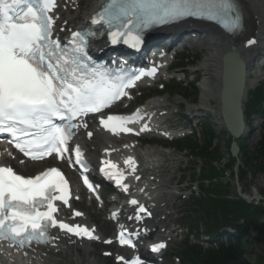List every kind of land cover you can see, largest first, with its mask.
Masks as SVG:
<instances>
[{"label":"snow or ice","instance_id":"1","mask_svg":"<svg viewBox=\"0 0 264 264\" xmlns=\"http://www.w3.org/2000/svg\"><path fill=\"white\" fill-rule=\"evenodd\" d=\"M55 7V0H0V133L9 134V143L33 160L53 153L62 159L69 151L66 145L72 136L70 128L75 125L56 126L54 117L70 122L88 113H100L127 95L124 89L133 87L142 75L155 74L152 69L113 81L106 71L90 68L85 34L73 33L72 43L76 46L71 52L58 39H52L55 21L48 13ZM189 17L217 23L232 17L223 26L233 32L242 27L235 0H110L92 24L106 26L112 44L137 48L143 43V33L151 27ZM138 119H142L139 112L133 116L109 115L101 118V124L113 133H129L132 129L126 125ZM141 130H147V126ZM75 153L76 162L81 163L79 147ZM125 163L132 165L134 171L131 158ZM107 175L113 178L112 174ZM122 179L119 174L117 184ZM84 182L92 188L87 176ZM68 200V181L58 168L26 178L10 166H0V241L21 249L33 242L49 243L54 239L48 234L51 227L77 237L97 239L94 229L56 219L58 207L54 201L67 205ZM130 203L135 205L137 201ZM45 206L47 210L41 211ZM138 211L146 210L140 206ZM80 215L74 212V216ZM118 239L121 245H132L123 231ZM164 247L160 243L152 250ZM131 264L144 262L137 257Z\"/></svg>","mask_w":264,"mask_h":264},{"label":"bare ground","instance_id":"2","mask_svg":"<svg viewBox=\"0 0 264 264\" xmlns=\"http://www.w3.org/2000/svg\"><path fill=\"white\" fill-rule=\"evenodd\" d=\"M100 1L92 0L83 11L76 10L72 15L63 14L62 8H60L57 12V15L60 16L57 27L58 32L60 28L63 29V32H67L73 27L88 21L91 15L98 11ZM238 2L243 8L244 24L242 33L235 38L226 37L216 26L211 24L188 22L180 26L181 29L189 31V34H196L194 39L183 40V44L194 49H200L204 53L202 60L191 70V73L189 72L200 77L199 87L202 96L197 111L213 115L217 126H220L221 129H223V122L220 117V96L223 90L225 72L224 59L228 57L229 60L227 64L228 73L232 76L238 73L244 74V102L247 100L250 90L263 81L262 73H264V69L260 68L261 66L258 62L260 59L258 57L264 56V0H238ZM63 15L64 17H62ZM165 30L169 29H164L163 31ZM249 40H254L255 43L249 44ZM162 76L164 77L165 74ZM229 79L230 82L231 78L229 77ZM212 101L216 103L215 106L212 105ZM166 102L164 99H152L146 104L145 112L149 115L148 118L152 122L149 128L157 127L158 131L170 129V108ZM200 112L197 114H200ZM249 133L250 130L246 128L243 136H247ZM109 143H111V140L108 142L106 138H100L99 136H96L91 143L82 139V145L87 150V156L91 159L94 157L95 150L98 151ZM129 149V147L124 148L123 153L128 152ZM134 152L141 161L139 170L143 174L141 185L136 191L140 192L141 189H146L149 180H156L154 184L155 192L164 190L168 186L167 180H165L163 175L165 158L170 157L171 154L162 153L159 149L153 147L135 148ZM52 165L54 164L44 163L35 167L27 165L22 166V169L29 172L30 168L52 167ZM71 180L74 181L73 176ZM165 209L166 207H164ZM88 216L90 217V215ZM106 225L111 227L108 222H106ZM81 249L82 247L79 244L72 241L69 242V240L64 242L61 238L59 244L54 247L37 249L24 257L16 256L5 249H0V264H62L70 254L74 252L78 254ZM94 253L91 250H85L84 256L86 257L84 259H88V261L82 262L80 260L82 257L79 256L80 258L77 259L76 263L95 264Z\"/></svg>","mask_w":264,"mask_h":264},{"label":"rangeland","instance_id":"3","mask_svg":"<svg viewBox=\"0 0 264 264\" xmlns=\"http://www.w3.org/2000/svg\"><path fill=\"white\" fill-rule=\"evenodd\" d=\"M84 8H86V7H84ZM62 17H64V15ZM187 50H189L194 55L198 54V56H199L198 60L191 61V63H193V65L189 66L185 70H178L174 73L172 72V74H170L169 76H172L174 74L177 82H180V84H191L195 81V77H196V79H197L196 87L200 93L199 97L201 100L202 92H201V89L199 87L200 77L196 76V74H190V73H191V70L193 68H195V66H197V64L202 60L204 53L200 49L197 50V49L187 48ZM259 64H260V62H259ZM262 75H263V81H261L260 84L264 83V73H262ZM184 77H185V79H184ZM183 79H184V82H183ZM177 82L174 83V85H175L174 89H176V93H185L183 91V87H181V85ZM257 87H255L254 90ZM254 90L252 89V91H254ZM161 98L167 99L169 101V105H171L173 113H175L177 111V109L179 108L180 105H184V109H183L184 112H181L179 114V117L173 116V118L171 120V122H172L171 124L175 128L185 127V129L183 131H181V133H188L190 128L194 129L196 125H197L196 127H199L200 122L203 121V120H201V121L200 120H194L192 122H189L188 119L187 120L183 119V117H187V118L190 116L192 117V114L196 113L195 111H190V110H191V108H198L199 107V105H200L199 98L197 100L196 105L192 104V102H191L192 98L191 99L189 98V101H185L181 97L172 96L171 94L162 96ZM212 105H216V103L214 101H212ZM205 116H206L207 120L212 123L214 131L220 137V142L218 143V145H219L218 147L220 148L221 155L225 158V161H224V164H225V162L228 159L227 150H226L227 133L225 130L221 129L220 126H217L216 119L213 117V115L208 116V114H205ZM180 118H182V119H180ZM260 124H261L260 119L258 117H254L253 120L250 122V125L253 127L251 132L247 136L243 137L242 143L246 146V151L249 154H252L253 152H255L257 147H258V144L262 141V131L260 128ZM189 125H190V127H189ZM197 129L200 132V129L199 128H197ZM153 148H155V147H153ZM156 149H159V148H156ZM162 152H164V150ZM165 152L175 153L174 157L171 153H167V154H171V156L166 157V158H170V159L166 163L168 172L165 173V177H166L165 179L169 180L170 177H173L171 184L169 186H173L174 184H177L179 182V180H182V186L186 187L187 183H189V180L192 179V176H193L192 170L197 163L196 159H194L192 156L186 154L185 152L184 153L183 152L176 153L172 149L165 151ZM239 161L240 162L238 165H241V167H244V172H245L246 177L244 180H243V178L241 180L239 178V176H237L235 178V180L233 181V189L238 193L239 196H242L244 199H246V201L249 204L253 205L254 207H258L264 211V196H263V193H264V173L258 172L250 164L251 163L250 161H246L245 159H243L241 157L239 158ZM42 167H43L42 169H44L46 166H42ZM164 169H165V167H164ZM38 171H41V170H38ZM236 171H237V175H238L239 174L238 170H236ZM227 178L231 179V177L229 178V176H227ZM196 192H198V191H196ZM184 195H187V193L183 192V196ZM184 205L188 206L189 205L188 201H184L183 199H181L180 202L176 203L175 207H176L177 213L183 211L182 209H183ZM82 209H84V210L87 209L89 213H92L93 219H91V221L94 220L93 221L94 224H96L99 228L102 227L103 233H106V235H110L109 232H111L112 230H107L104 226H102L104 223V219H105L104 214H102L101 212L95 213V211H97V210H95V208L89 209V208L84 206V207H82ZM176 222L178 225H181V227L183 226L184 221H181L179 219L178 214H176V216L174 214L171 217V219H169L170 225H174ZM183 232H185V230ZM183 232H182V235L175 237L172 244L170 245V250L167 253V256L165 259V264H179V262L176 261L174 256H177V253L181 250V248L183 246V243H184V240L186 237V235H184ZM112 233H113V231H112ZM252 236L254 237V235H252ZM191 241L193 243H196L195 242L196 240H194V239H192ZM249 241H251V239ZM90 249L93 250L92 252H95V255H93V259L94 258L96 259L95 264H112L111 261L104 260L102 258V256H101L102 249L100 247L91 246ZM249 250L251 252L250 254H252L251 255V261L252 262H255L257 256H262L264 258V245L254 244L253 242H250L249 243ZM76 254H75V257L74 256L68 257L63 262V264H71V263L75 264V259L80 258L78 256V254H77L78 257L76 256ZM81 254H80V256H82V258H83V253H81ZM80 260L82 261V259H80ZM76 262H77V260H76ZM262 264H264V260H263Z\"/></svg>","mask_w":264,"mask_h":264},{"label":"trees","instance_id":"4","mask_svg":"<svg viewBox=\"0 0 264 264\" xmlns=\"http://www.w3.org/2000/svg\"><path fill=\"white\" fill-rule=\"evenodd\" d=\"M263 101L264 86H261L246 104L247 118L254 113H261L264 118ZM208 135L211 136L210 133ZM209 145H211L210 140L203 153L205 158L210 161L219 159L217 150L209 151L211 147ZM245 156L258 172L264 173V125L263 138L258 148L252 154L245 153ZM233 164L232 160L228 167H232ZM220 175V172L212 167L204 176L207 179L214 178L216 185H212L211 195L201 202L203 214L201 218L195 220V223L214 234L227 227L232 228L235 234H226L228 242L221 244L217 249L203 252L200 247H190L184 252L183 262L187 264H262L264 260L262 256H257L255 262L251 261L249 243L264 245V211L247 205L241 200L233 199L229 187L222 184ZM242 177L245 179L243 173Z\"/></svg>","mask_w":264,"mask_h":264},{"label":"water","instance_id":"5","mask_svg":"<svg viewBox=\"0 0 264 264\" xmlns=\"http://www.w3.org/2000/svg\"><path fill=\"white\" fill-rule=\"evenodd\" d=\"M224 64L225 72L223 76V90L220 96L221 116L228 133L234 141L231 146V153L236 157L239 148L235 140L242 137L246 129L242 109L244 97V74L238 73L237 75L232 76L227 72V63ZM229 77L231 78L230 82Z\"/></svg>","mask_w":264,"mask_h":264}]
</instances>
